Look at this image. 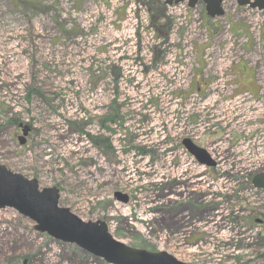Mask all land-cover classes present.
<instances>
[{
	"label": "rangeland",
	"instance_id": "1",
	"mask_svg": "<svg viewBox=\"0 0 264 264\" xmlns=\"http://www.w3.org/2000/svg\"><path fill=\"white\" fill-rule=\"evenodd\" d=\"M150 1L0 0V166L34 181L39 191L56 190L59 208L83 222H103L123 245L155 254L162 252L160 218L140 216L138 209L147 185L132 178L124 182L120 173L128 170L117 172L112 158H99L82 135L93 136L96 121L113 112L119 119L131 116L128 121L162 117L178 101L181 107L175 112L185 113L183 105L192 102L189 112L211 130L214 109L201 107L212 92L218 93L210 85L221 81L227 87L222 97L250 92V98L264 103V15L224 0L223 17L211 19L199 1L191 10L185 5L167 9V28H155L145 9ZM212 59L225 65L223 78L216 67L209 70ZM168 65L172 69L164 72ZM254 122L261 126L256 146L264 149V110ZM19 125L31 131L23 145L17 141ZM231 127L238 145L243 132L234 121ZM97 159L101 169L95 168ZM259 169L264 170V160ZM133 174L140 175L129 169L128 175ZM212 187V195L224 189ZM120 190L131 194L135 209L112 201V193ZM251 195L238 206L252 204ZM258 199L264 214L263 192ZM135 217L145 220V226H132ZM33 227L15 211L0 210V264H104ZM218 235L208 236L211 251H165L183 264H264L262 237L251 246V234L245 243L238 234Z\"/></svg>",
	"mask_w": 264,
	"mask_h": 264
},
{
	"label": "flooded vegetation",
	"instance_id": "2",
	"mask_svg": "<svg viewBox=\"0 0 264 264\" xmlns=\"http://www.w3.org/2000/svg\"><path fill=\"white\" fill-rule=\"evenodd\" d=\"M130 118L123 115L119 119L113 112L108 118L96 121L93 136H82L89 140L99 158L101 155L112 158L117 172L128 170L120 173L124 182H131L132 178L140 186L147 185V191L136 204L139 202L140 216L145 213L144 217L152 220L154 216L160 218L157 228L162 235L158 238L162 252L157 253L168 254L165 249L211 251L213 243L208 236L212 233L218 236L238 234L240 243H245L243 238L251 234L255 237L254 241L247 239L251 246H255L259 237L264 239V214H260L256 203L260 191L251 182L259 171L258 163L245 159L243 154L219 148L222 142L219 120H211L212 125L218 123V126L210 130L208 125L199 127L201 119L195 120L194 114L182 119L168 115L150 117L153 120L137 116L136 120L128 121ZM110 124L112 127L107 128ZM130 124L138 129L129 128ZM184 141L204 152L212 166L199 163L183 146ZM96 161L95 168L101 169V161ZM131 168L138 170L140 175H128ZM234 168L238 169L235 173L231 172ZM218 184L225 194L212 195V186ZM244 186L248 188L243 189ZM248 193L252 194L249 201L254 202L239 207ZM111 199L114 203L136 208L131 204L135 203L131 194L126 191L112 193ZM133 220H130L132 226L135 227V222L139 224L136 228L145 226L142 218ZM232 244L226 246H234Z\"/></svg>",
	"mask_w": 264,
	"mask_h": 264
},
{
	"label": "water",
	"instance_id": "3",
	"mask_svg": "<svg viewBox=\"0 0 264 264\" xmlns=\"http://www.w3.org/2000/svg\"><path fill=\"white\" fill-rule=\"evenodd\" d=\"M205 5V14L211 19L223 15L221 0H201ZM181 0H165L166 6L178 4ZM197 0H189L188 7L193 8ZM239 7L262 11L264 0H236ZM22 135L18 138L23 145L29 128L20 125ZM183 146L195 159L206 166H212L207 155L184 141ZM252 185L264 190V173L255 176ZM125 203V200L121 201ZM11 209L19 216L34 224L33 230L63 244L73 245L106 264H182L166 253H149L130 249L109 235L103 222H83L72 215L68 209L58 206V194L54 189L39 191L34 181L12 173L0 166V210Z\"/></svg>",
	"mask_w": 264,
	"mask_h": 264
},
{
	"label": "built area",
	"instance_id": "4",
	"mask_svg": "<svg viewBox=\"0 0 264 264\" xmlns=\"http://www.w3.org/2000/svg\"><path fill=\"white\" fill-rule=\"evenodd\" d=\"M179 7H181V6H179ZM175 8L176 7L172 8V9H175ZM172 9H170V10H172ZM214 85H216V84H214ZM214 85H212V86H214ZM245 98L246 99L249 98V99L248 100H243L242 98H240V99L237 98V99H235V101H232L230 103H226L225 104L226 107H229V106H234V107H230L229 109H227V111L222 112L223 116H221V119L229 121V122L233 121V120H236L237 123H241V122L253 123L254 119L259 116V114L257 112V109H255V108L259 107L261 105V103H259V101L256 103L255 100H253V99H251L250 97H247V96ZM242 101H244L245 103L243 104ZM192 106H193L192 102L189 105L188 104H184L183 105V110L185 111V113H177V112H175V109L177 107H179V108L181 107V103H180V101H178L177 104L174 105V107L169 108L170 114H168V116H170V117L179 116V118H181V119L182 118H186V116L188 114H191L192 110H191V112H189V111H190V108ZM206 106H211V104L209 102H203L201 109L203 107H206ZM251 110H252V112L250 113ZM254 111H256V112H254ZM226 113H228V115H230L231 118ZM198 126H200V124ZM252 127H255V126H252ZM252 127H250V128H252ZM260 157H261L260 153L256 157H253L251 155L250 156V161L254 160L255 163H256L257 160L258 161L260 160ZM235 169L238 170L237 168H235ZM219 193H222V189H219Z\"/></svg>",
	"mask_w": 264,
	"mask_h": 264
},
{
	"label": "trees",
	"instance_id": "5",
	"mask_svg": "<svg viewBox=\"0 0 264 264\" xmlns=\"http://www.w3.org/2000/svg\"><path fill=\"white\" fill-rule=\"evenodd\" d=\"M147 10L149 12V16H150V23L151 25H153L155 28H162L164 26H167V19L165 18V6L164 4L153 0L150 1L146 4ZM162 19H165L166 22H164L163 24L160 23V21Z\"/></svg>",
	"mask_w": 264,
	"mask_h": 264
},
{
	"label": "bare ground",
	"instance_id": "6",
	"mask_svg": "<svg viewBox=\"0 0 264 264\" xmlns=\"http://www.w3.org/2000/svg\"><path fill=\"white\" fill-rule=\"evenodd\" d=\"M221 64H222V62H221ZM220 64V65H221ZM218 65L217 66V61L215 62V59L213 60H211L210 62H209V64H208V68H209V70H212V69H214V67H218V73L220 74V76H221V78H223V69L221 68V66L223 67V65ZM172 68L170 67V65H168L163 71L164 72H168L169 70H171ZM216 70V69H215ZM217 71V70H216ZM220 82V81H219ZM222 82V85H225V83H224V81H221ZM216 85H218V84H216ZM216 85H214L212 88H214V87H216ZM206 100H208L207 102H209L210 104H213V103H216L217 101L215 100V98H213V97H209V98H207ZM263 108V104H261L259 107H256L255 109H257V112H258V114H260L261 112H262V109ZM225 111H227V107H220L219 108V112H225ZM260 153H262L263 154V152H262V150L260 151ZM263 159V155L261 156V160Z\"/></svg>",
	"mask_w": 264,
	"mask_h": 264
}]
</instances>
